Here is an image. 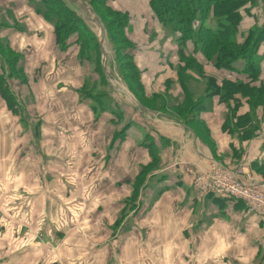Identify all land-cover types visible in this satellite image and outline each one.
<instances>
[{
	"label": "crops",
	"instance_id": "1",
	"mask_svg": "<svg viewBox=\"0 0 264 264\" xmlns=\"http://www.w3.org/2000/svg\"><path fill=\"white\" fill-rule=\"evenodd\" d=\"M106 4L128 16L142 96L181 102L177 48L164 37L149 0ZM249 14L241 32L264 23V0ZM0 16L10 23L0 37L22 56L26 78L24 84L13 81L11 90L25 112H34L24 129L0 97V264H264V222L244 203L203 198L193 186L211 159L227 169L244 164L243 177L261 182L252 167L264 164V108L257 113V130L242 140L223 127L229 110L217 97L205 102L198 122L185 124L168 108H146L114 75L130 95L115 80L110 84L124 121L95 122L78 102L88 74L77 50L60 53L52 28L27 0H0ZM203 68L218 82L244 79ZM259 80L264 88V58ZM240 102L237 116L248 111L245 100ZM146 167H153L146 178L149 197L154 185H165L152 205L143 200L128 227L115 230L122 203Z\"/></svg>",
	"mask_w": 264,
	"mask_h": 264
},
{
	"label": "trees",
	"instance_id": "2",
	"mask_svg": "<svg viewBox=\"0 0 264 264\" xmlns=\"http://www.w3.org/2000/svg\"><path fill=\"white\" fill-rule=\"evenodd\" d=\"M83 1L93 9L106 30L115 75L146 108L163 113L168 108L177 120L186 124L193 119L198 122L197 115L205 108V102L217 97L229 110L223 127L231 134L246 140L257 130V113L264 108V88L259 80L260 63L264 58V23L254 24L246 32H241L239 27L244 17L250 15V8L263 0H149V10L160 24L164 37L177 48L179 64L176 70L183 98L181 102L176 100L171 104L163 98L151 97L150 100L142 96L140 72L133 60L135 45L128 34L127 14L112 11L106 4L107 0ZM27 7L50 25L60 53L74 47L77 61L83 66L87 64L92 67L94 73L92 69L88 72L82 88L77 91L78 102L86 104L95 122L108 119L109 123L115 125L114 120L123 123V113L117 107L111 86L101 69L95 36L59 0H27ZM104 17L114 18L104 22ZM7 27L0 23V32ZM239 38L242 41H238ZM203 65H209L216 71L243 75L244 79L218 82L214 77L205 75ZM23 69L22 56L11 49L6 38L0 37V97L11 113L19 118L21 116V124L27 122H24L25 116L22 117L26 110L10 85L13 81L19 84L26 82ZM257 82L259 86L250 87ZM240 100H245L249 106L246 113L237 116ZM230 102L234 105L230 106ZM261 120H264V115ZM32 132L34 135L37 133L34 128ZM152 168L142 169L133 185V194ZM252 168L262 178L260 183L264 185V164H255ZM119 223L120 218L116 226Z\"/></svg>",
	"mask_w": 264,
	"mask_h": 264
},
{
	"label": "built area",
	"instance_id": "3",
	"mask_svg": "<svg viewBox=\"0 0 264 264\" xmlns=\"http://www.w3.org/2000/svg\"><path fill=\"white\" fill-rule=\"evenodd\" d=\"M245 165L224 168L208 160L193 180L194 188L203 196L225 197L243 202L247 209L264 222V185L244 178Z\"/></svg>",
	"mask_w": 264,
	"mask_h": 264
},
{
	"label": "rangeland",
	"instance_id": "4",
	"mask_svg": "<svg viewBox=\"0 0 264 264\" xmlns=\"http://www.w3.org/2000/svg\"><path fill=\"white\" fill-rule=\"evenodd\" d=\"M9 9V6L8 5H5V6H3L2 7V9H1V11H2V13L4 14V15H6V12H7V10ZM101 12V11H100ZM114 17H109L108 19L110 20V19H113ZM108 19L107 18H105L104 17V22H108ZM0 23H2V24H5V25H7L8 26V28H9V25H10V23H7L6 22V20H5V18L3 17V16H0ZM14 26H16V25H14ZM85 65V67H86V69H85V72L87 73V74H89L88 72H90L91 71V69H92V67H88L87 66V64H84ZM84 71V70H83ZM92 72H93V69H92ZM94 73V72H93ZM187 73V72H186ZM117 75V73L116 72H114V75ZM95 75H93L92 76V78H94L95 79V77H94ZM116 81V79H111L110 80V84H112V82L113 81ZM119 85V87H121V91H123V92H125L129 97H130V95H129V93L126 91V89H125V86H124V84H122L120 81H116ZM115 89H117V88H115ZM13 91V90H12ZM93 93H98V92H100V91H98V92H96V91H92ZM15 93V92H14ZM120 94H122V93H120ZM120 96V98H121V100H125V101H129V99L125 96V95H119ZM87 101V100H86ZM87 102H90V100H88ZM246 102V101H245ZM90 103H92V102H90ZM241 103V102H240ZM240 103H238L239 104V107L238 108H240L242 105L240 104ZM233 105H234V103H232ZM247 106L246 107H248L249 106V104H247V103H245ZM167 110H169L170 111V109H167ZM171 111H173V110H171ZM29 112V113H28ZM28 112H24L23 113V115H22V117L23 116H25V119H24V122H26V123H24V124H22L23 125V127L24 126H27L28 127V119L31 117V116H34V112H32V111H28ZM166 113H168V112H166ZM28 114H30L31 116H29ZM169 114V113H168ZM20 118H21V116H20ZM20 118H19V120H20ZM31 119H33V118H31ZM31 119H29V122H30V120ZM262 121H264V120H262ZM30 124H33V123H30ZM191 125V127L194 129V130H196L198 133L200 132L202 135H205V137H207L208 139H209V135L208 134H205V130L203 129V128H201V127H199L197 124H190ZM31 128H30V130L32 131V128H33V125L32 126H30ZM205 131V132H204ZM256 174V177L259 179V180H261L262 181V178L259 176V174L258 173H255ZM146 178H148V175L145 177V179H144V181H143V184H141V186L142 185H144L143 187H145V188H143L142 187V189H140L141 188V186H139L138 187V190H137V192L135 193V194H133V192H132V195L125 201V204H124V202L122 203L123 204V206H122V209H123V211H122V214H121V216L119 217L120 218V223H119V225L117 226V228L115 229V230H118L119 229V227H121V228H126V227H128L129 225V221H130V219H129V217L131 216V214H133V212H135L136 210H138L141 206H142V204H143V200H150V205H152L153 204V202H154V198H155V196L157 195V193H156V191L157 190H159V189H162L164 186L163 185H165V184H160V185H154V186H156V187H154L153 188V193L151 194L152 195V197H149L148 195H147V192H149L151 189H150V187H152V184H151V182H149V183H147L146 181H147V179ZM200 194V193H199ZM198 194V195H199ZM200 196L201 197H205V198H214V197H210V196H203V195H201L200 194ZM219 199H221V200H225V201H230V203L232 204V205H236L237 203L236 202H239V203H242V202H240V201H237V200H233V199H228V198H224V197H219V198H217V200H219ZM243 204V203H242ZM217 206V208H218V205H216ZM245 207H246V205H244ZM246 209H247V207H246ZM247 211H248V209H247ZM120 228V229H121Z\"/></svg>",
	"mask_w": 264,
	"mask_h": 264
},
{
	"label": "water",
	"instance_id": "5",
	"mask_svg": "<svg viewBox=\"0 0 264 264\" xmlns=\"http://www.w3.org/2000/svg\"><path fill=\"white\" fill-rule=\"evenodd\" d=\"M64 7L71 13H73L82 24L95 36L100 54V65L104 75L107 77V81L110 84L112 74H114V60L113 54L109 48V40L106 30L99 19L94 13L93 9L86 4L83 0H59Z\"/></svg>",
	"mask_w": 264,
	"mask_h": 264
}]
</instances>
